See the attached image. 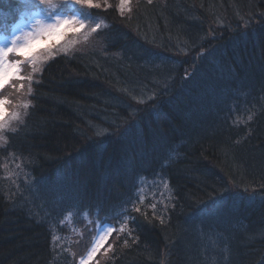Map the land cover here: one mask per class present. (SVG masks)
Instances as JSON below:
<instances>
[{
    "label": "trees",
    "instance_id": "16d2710c",
    "mask_svg": "<svg viewBox=\"0 0 264 264\" xmlns=\"http://www.w3.org/2000/svg\"><path fill=\"white\" fill-rule=\"evenodd\" d=\"M130 9L0 92V264H264V0Z\"/></svg>",
    "mask_w": 264,
    "mask_h": 264
},
{
    "label": "snow or ice",
    "instance_id": "6c2138e0",
    "mask_svg": "<svg viewBox=\"0 0 264 264\" xmlns=\"http://www.w3.org/2000/svg\"><path fill=\"white\" fill-rule=\"evenodd\" d=\"M128 3L130 0H121V15L124 14L123 5ZM25 6L29 10L34 31L21 30L20 34L0 43V92H3L7 87H17L13 83L14 81L21 82L19 89L22 90L24 88L23 81L27 80L29 82L28 93L31 94L32 75L23 74L26 64L32 68V73L42 71V68L37 67V61L41 54L47 53L43 56L45 61L52 58L55 55L52 48L68 32L79 33L87 26L90 35L101 29V23H93L90 15L83 12L85 8L100 7L95 0H25ZM128 10L131 11L130 8ZM60 51L67 54L68 50L61 48ZM9 103L6 96L0 95V141L5 140L3 135L5 131H17V128L9 127L10 121L16 120L21 124L24 123L21 113L9 112ZM28 107L29 103L23 104L25 109L23 115H27ZM124 211L126 213L127 209L125 208ZM135 211L139 212L140 209L135 208ZM125 227L126 224L120 228V231L123 232ZM113 230L112 225L100 223L98 227H95V236L97 238L102 234L107 236ZM95 251V248L91 250L92 255L95 254Z\"/></svg>",
    "mask_w": 264,
    "mask_h": 264
},
{
    "label": "rangeland",
    "instance_id": "374dc122",
    "mask_svg": "<svg viewBox=\"0 0 264 264\" xmlns=\"http://www.w3.org/2000/svg\"><path fill=\"white\" fill-rule=\"evenodd\" d=\"M1 1L5 5L3 10L0 9V23H2L1 26L8 24L7 22L9 21L8 25L11 26V30L9 32L3 31V30L0 31V43L4 42L7 39H10L11 37L15 35L20 34L21 30L29 31V32L34 31V29L32 28V24H31L29 10L26 9V6H25V0H1ZM15 1L16 3H14ZM95 2L98 3L100 7L91 8V9L85 8L83 12L85 14L90 15V18L93 23H101V28H105L107 26V23H106V20H104L102 17V11H104L108 7H115L121 11V0H95ZM11 3L13 5L10 6L9 9H7L8 5H10ZM130 5H131V0H130V3L123 5V11L124 12L127 11L130 8ZM17 8L19 9L16 12L15 9ZM14 14H17V16H15ZM94 35H95V32L89 35L87 26L85 27V29H83L79 33L68 32L64 36V38L60 40L59 43L55 44V46L52 48V52L53 53L61 52L60 51L61 48H65L67 50H72V49L74 50V48H77L78 45H82L83 47L85 45L88 46L93 41H95ZM45 55H47V53L43 52L41 54L40 59H38L37 61L38 68H43L44 64L47 61H49V59L47 61L43 60V56ZM8 109H9V112H19L20 113L19 107L14 108L13 110H11L10 108ZM112 232L113 231H111V233L107 236H104L102 234L99 238L96 237L94 239L95 244H92L88 254L83 259H81L80 264H89L94 259V257L99 252V250L106 244ZM93 248L96 249L94 255H92L91 253V250ZM90 256L91 258H89Z\"/></svg>",
    "mask_w": 264,
    "mask_h": 264
}]
</instances>
